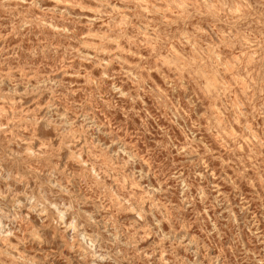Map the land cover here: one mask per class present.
Segmentation results:
<instances>
[{"label": "rangeland", "instance_id": "obj_1", "mask_svg": "<svg viewBox=\"0 0 264 264\" xmlns=\"http://www.w3.org/2000/svg\"><path fill=\"white\" fill-rule=\"evenodd\" d=\"M0 264H264V0H0Z\"/></svg>", "mask_w": 264, "mask_h": 264}, {"label": "bare ground", "instance_id": "obj_2", "mask_svg": "<svg viewBox=\"0 0 264 264\" xmlns=\"http://www.w3.org/2000/svg\"><path fill=\"white\" fill-rule=\"evenodd\" d=\"M78 248V247H77Z\"/></svg>", "mask_w": 264, "mask_h": 264}]
</instances>
